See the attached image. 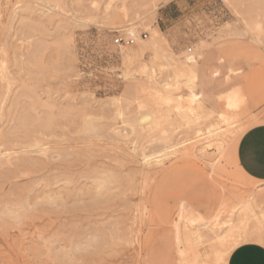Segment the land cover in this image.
I'll use <instances>...</instances> for the list:
<instances>
[{
  "label": "rangeland",
  "instance_id": "obj_1",
  "mask_svg": "<svg viewBox=\"0 0 264 264\" xmlns=\"http://www.w3.org/2000/svg\"><path fill=\"white\" fill-rule=\"evenodd\" d=\"M179 1L158 0L150 14L151 0H0V142L17 144L11 155L0 143L10 154L4 160H11L0 166V264H148L149 248L165 252L166 240L177 235L173 222L182 201L218 204L206 218L215 231L201 229L205 240L181 223L180 253L170 251L181 264H227L240 234L235 226L240 244H264V182L246 176L236 155L245 130L264 121V0ZM169 4L185 17L160 28ZM115 31L136 43L116 46ZM139 42L150 47L138 71H126L125 52L138 51ZM203 53L216 54L217 67L207 73L218 72V88L203 95L215 112L193 85L174 78V67L188 68ZM202 68L200 62L199 73ZM133 72L148 91L124 94ZM171 79L169 103L149 94L150 85L164 89ZM235 88L243 105L230 111L236 118L223 117L218 112ZM146 112L155 118L142 126ZM214 125L222 133L208 132ZM30 145L41 151L18 164L24 155L15 151ZM78 163L83 167L72 175L65 171ZM66 176L79 185L64 194L61 186L75 184ZM250 196L253 211L243 207ZM217 233L227 235L222 244ZM218 249L225 255L216 262Z\"/></svg>",
  "mask_w": 264,
  "mask_h": 264
},
{
  "label": "crops",
  "instance_id": "obj_2",
  "mask_svg": "<svg viewBox=\"0 0 264 264\" xmlns=\"http://www.w3.org/2000/svg\"><path fill=\"white\" fill-rule=\"evenodd\" d=\"M179 2H183V0ZM171 5L172 4H169L162 9L160 18L161 22H159L160 28H162V24L164 23L172 24L185 17V13L175 14V11H181V8H172L173 6ZM215 55L216 54L211 53L209 56H204L203 53L198 61L196 96L203 104V95L218 88V72H210L212 74L211 76L207 73L209 68L217 67L215 64ZM200 62L203 67L201 73H199ZM244 100V94L239 88L231 89L226 96L225 109L219 111L218 114L228 118H236V116L230 115L229 113L231 110L241 108ZM208 109L215 112L211 108ZM237 158L240 167L250 178L252 177L251 179L264 182V121L250 125L242 134L237 145ZM217 204L218 202L211 206L196 205V207H194L190 203L182 201L178 205V214L182 207L185 206L188 208L189 206V208L201 213L206 218H211L216 212ZM176 220L177 219H175V221ZM173 226L177 231L174 222ZM172 247H174L178 254L180 253L178 231L175 238L173 237V242H171V238L166 240L165 252L155 246L149 248L147 251L148 264H181V258L177 259V256L174 258L170 254ZM227 264H264V244L256 241L239 244L229 253Z\"/></svg>",
  "mask_w": 264,
  "mask_h": 264
},
{
  "label": "bare ground",
  "instance_id": "obj_3",
  "mask_svg": "<svg viewBox=\"0 0 264 264\" xmlns=\"http://www.w3.org/2000/svg\"><path fill=\"white\" fill-rule=\"evenodd\" d=\"M152 2H150V4L152 3V5L154 6V9L152 10V11H150V14H153V13H155L156 12V10H157V8H158V6H159V4L160 3H158V0H151ZM164 1V3H168L169 1L171 2L172 0H163ZM149 2H144V4H148ZM55 9V8H54ZM39 10V9H38ZM44 14V13H43ZM145 22V21H144ZM146 22H148V21H146ZM131 32L132 33H134V31L133 30H131ZM160 29H158V28H156L155 29V34L153 35V42L155 43V45H156V47L157 48H160L161 47V45H162V39L161 38H159L158 36H159V34H160ZM255 38V41L257 40V41H263V40H261V37H259V36H255L254 37ZM262 39H263V37H262ZM145 42V41H144ZM141 45L138 47L139 48V50L138 51H136V52H129V51H127V52H125V55H124V63H125V67H126V71H127V69H133V68H135V67H137V64H138V59H139V57H141V55L143 54V52H144V49H145V46H147L146 44H144V43H142V42H139ZM74 44V43H73ZM147 44H149V42L147 43ZM153 46V45H152ZM147 47H150V46H147ZM135 49V48H134ZM133 49V50H134ZM146 50V49H145ZM202 55V54H201ZM201 55H200V57H201ZM200 57H199V59H200ZM142 60V59H141ZM187 62V61H186ZM197 66H198V61L197 62H192V64H191V66L190 67H188V68H185V69H179L178 67H176V69H175V67H174V78H175V81H180V80H184L185 79V81L186 82H188V83H190L191 85H193L192 86V88L195 90L196 89V78H197ZM140 68V67H139ZM135 70H136V68H135ZM144 70V69H143ZM136 71H138V70H136ZM154 72H155V70H154ZM153 72V73H154ZM138 73V72H137ZM155 74V73H154ZM166 74V73H165ZM128 74H127V72H126V76H127ZM139 75H141L140 73H139ZM173 75V74H172ZM159 76V75H158ZM128 78H130V76L128 77ZM157 78H159V77H157ZM131 79H133V80H131ZM150 80V79H149ZM150 82H152V81H150ZM173 84V82H172V79L170 80V81H168V82H166V83H162V86L164 87V89H159L158 87H152L151 85H150V88H149V94L150 95H154L156 98H159L158 100L160 101H162L163 103H169L171 100H172V95H170L169 94V91H168V89H169V87L171 86ZM147 86V85H146ZM146 86L144 87V83L141 81V78H138V76H136V74L133 72L132 74H131V78H130V80H129V83H128V85H127V87H126V89H125V91H124V94H127V92H130V91H132V90H135L136 88H138V90H140V91H143L144 92V90L146 89ZM148 86H149V84H148ZM160 86V85H159ZM136 87V88H135ZM146 91H148L147 89H146ZM140 93V92H139ZM148 94V95H149ZM141 95V94H140ZM93 96V95H92ZM123 96H125V95H123ZM153 96V97H154ZM154 97V98H155ZM180 97H183V95H180ZM111 98H113V97H111ZM131 98V97H130ZM152 98V97H151ZM153 99V98H152ZM113 100V99H112ZM158 100H155V101H157L158 102ZM119 101V100H118ZM117 101V102H118ZM134 101V100H133ZM160 101V102H161ZM156 102V103H157ZM201 102V101H200ZM123 103V102H122ZM202 103V102H201ZM203 104V103H202ZM191 105H192V103H191ZM204 105V104H203ZM205 106V105H204ZM205 107H207V106H205ZM177 108L178 109H181V106H177ZM188 108H189V106H188ZM190 111V110H189ZM119 112H121V111H119ZM122 114V113H121ZM223 117H225V116H223ZM154 118H155V115H154V113L153 112H146V113H142L141 115H140V117H139V119H138V121H139V123L142 125V126H145V125H149V124H151V123H153V121H154ZM228 118V117H227ZM227 125H231V124H227ZM247 126V125H246ZM123 125H120V126H115V129L116 128H120V132L122 131V130H124L123 128ZM221 129L222 128H220V127H218L217 125H214V126H209L208 127V132H212V131H216L215 132V134L217 135V134H220V133H222V131H221ZM242 129H244L243 127H242ZM241 129V130H242ZM239 130V128H237L236 127V133H239L240 131H238ZM14 131V130H13ZM117 132V131H116ZM115 132V133H116ZM127 132V131H126ZM236 133H235V136H236ZM125 134V133H124ZM241 134H242V132H241ZM128 136V135H127ZM237 139H238V137H237ZM8 141H10L9 139H7ZM218 140H219V138H218ZM12 142H15V141H13V140H11ZM10 141V142H11ZM9 142V143H10ZM0 143H3L2 144V149H3V146H8L5 142H0ZM4 143H5V145H4ZM17 144L16 143H11L8 147H4V148H6V150L5 151H10L11 149L13 150V149H15V146H16ZM223 145L224 144H222V143H220V145L218 146V148L220 149L219 151H222L223 150ZM236 145V144H235ZM1 146V145H0ZM225 147H226V145H225ZM40 147H37V146H35V145H30V147H21V148H19V149H17L15 152H21L24 156H22V158H19L18 157V159L21 161L20 163H18V164H23V163H29V162H31L32 161V157H34L33 156V153L35 154L36 152H40L41 150L39 149ZM217 148V149H218ZM222 149V150H221ZM14 151V150H13ZM12 151V152H13ZM4 151L2 150L1 151V149H0V163H1V165L0 166H2V167H4L3 166V162H2V160L5 162V160H6V164H7V162H10L11 160H7V159H5L4 160V158H3V155H7V153H3ZM11 152V151H10ZM9 152V153H10ZM12 152H11V155H12ZM235 152V151H234ZM8 153V156L10 155ZM42 153V152H41ZM58 153V152H57ZM204 153V152H203ZM236 153V152H235ZM14 154V153H13ZM32 154V155H31ZM220 154H221V152H220ZM5 155V156H6ZM18 155V154H17ZM27 155V156H26ZM237 155V154H236ZM4 156V157H5ZM37 156V155H36ZM222 156H223V154H222ZM15 156H13V158H14ZM17 157V156H16ZM15 157V159H17ZM53 158V157H52ZM152 157L150 156V154H143V156H142V160L144 161V162H149V160L151 159ZM8 159H9V157H8ZM34 159V158H33ZM233 159H235V158H233ZM161 159H157V161H160ZM237 161H238V159H237ZM235 163V162H234ZM237 165V164H236ZM239 165V164H238ZM39 167V166H38ZM72 167V168H71ZM74 167H77V168H79V170L83 167V164H81V163H78V164H70L69 166H67V168H65V171L70 175L72 172H74ZM235 167V166H234ZM239 168H240V166H238ZM241 169V171H242V168H240ZM239 169V170H240ZM52 173H55V172H53V171H56V170H58V165H53L52 166ZM238 170V171H239ZM138 172V171H137ZM243 173H245V172H243ZM72 175V174H71ZM246 175V174H245ZM242 176V175H241ZM246 176H248V175H246ZM57 178V177H56ZM82 178V177H81ZM252 178V177H251ZM250 178V179H251ZM65 179H66V181L67 182H74V181H72V179L69 177V176H66L65 177ZM38 181V180H37ZM76 182V181H75ZM74 182V183H75ZM251 182V181H250ZM57 183H58V181L56 180V181H52V183H51V186L52 185H57ZM87 183V182H86ZM79 185V184H78ZM78 185L75 183L74 185H70V186H61V187H65V188H63V192H64V194H67L69 191H71L72 192V190L74 191V189H76L77 187H78ZM51 189L52 190H54V191H56V188L54 189V187L52 186L51 187ZM78 189H80V188H78ZM81 190V189H80ZM61 191V190H60ZM57 192V191H56ZM62 192V193H63ZM70 192V193H71ZM59 193V192H58ZM72 194V193H71ZM80 194V193H79ZM77 195V194H76ZM76 195H74V196H76ZM67 196V195H66ZM61 198V197H60ZM256 201L254 200V197H251L250 196V198H248L246 201H245V203L243 204V207H244V209L245 210H252L253 211V207L252 206H254L256 203H255ZM255 203V204H254ZM4 205H5V203H4ZM188 206V205H187ZM253 213V212H252ZM261 214H262V212H261ZM254 216L253 217H255V218H258V220H259V217H260V220H261V222L263 221L264 222V217L262 216V215H260L259 216V214L257 213V212H255L254 211V214H253ZM259 216V217H258ZM210 220H211V218H210ZM187 222L194 228V229H197V233H196V239H199V238H204V240L206 239L204 236H203V233H202V231H201V229L203 228H207L208 229V227H209V229L213 232V229H214V231H215V228L213 227V225L211 224V222H209V220L207 221V219H206V217L204 216V215H202L201 213H199V212H197V211H195V210H193V209H191V208H189V206H188V208H186L185 206L184 207H182V209L180 210V212H179V214H178V217H177V220L174 222V225L176 224V226H177V228H178V239H179V241H181V240H185V234H184V232H183V229H182V225H181V223H186L187 224ZM231 222H232V220L230 221V224H231ZM159 223V222H158ZM190 225H188L189 227H187V228H190ZM211 225H212V228H211ZM202 229V230H203ZM206 229V230H207ZM235 230H236V232H238V233H240L241 234V229L239 228V227H236L235 226V228H234ZM205 230V231H206ZM205 231H204V233H205ZM208 231V230H207ZM206 231V232H207ZM234 235L235 237H234V241H233V244H232V246L231 247H233V246H237V245H239L240 244V242H242L241 240H240V238H239V236H241V235ZM192 235H195V234H193L192 233ZM191 235V236H192ZM206 236V235H205ZM229 236H232V235H229ZM237 236V237H236ZM193 237V236H192ZM227 237V235H225V234H223V233H217L216 235H215V238H216V240H218V242L219 243H221L222 244V239L223 238H226ZM187 238V237H186ZM194 238V239H195ZM202 238V239H203ZM214 238V239H215ZM190 239V238H189ZM192 239V238H191ZM202 239H201V241H202ZM204 240L202 241V242H204ZM189 241V240H188ZM190 243H192L193 241H189ZM188 242V243H189ZM196 242V241H195ZM196 244V243H195ZM197 244H198V241H197ZM200 245V244H199ZM188 246H189V244H188ZM197 246V245H196ZM198 247V246H197ZM187 249V248H186ZM185 249V250H186ZM188 249H189V247H188ZM187 249V250H188ZM199 250V249H198ZM228 249H226V251H227ZM192 252V251H191ZM190 251H188V253L190 254L191 253ZM214 252V257H215V259H216V262H219V261H222L224 258V255H225V253H223L220 249H218V250H214L213 251ZM186 253H187V251H186ZM199 254H202L200 251H199ZM198 262V261H197ZM190 264H199V263H194V262H191Z\"/></svg>",
  "mask_w": 264,
  "mask_h": 264
},
{
  "label": "built area",
  "instance_id": "obj_4",
  "mask_svg": "<svg viewBox=\"0 0 264 264\" xmlns=\"http://www.w3.org/2000/svg\"><path fill=\"white\" fill-rule=\"evenodd\" d=\"M141 37L147 38L148 34L142 33ZM113 42L118 47H129V46H132L136 43V39L132 36H127V35H124V34H121L117 31H115V38H114ZM189 51H191V48H189Z\"/></svg>",
  "mask_w": 264,
  "mask_h": 264
}]
</instances>
